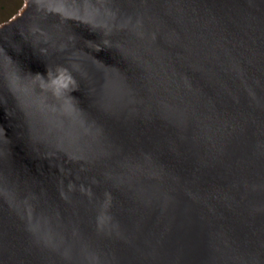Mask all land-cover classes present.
Segmentation results:
<instances>
[{
  "label": "water",
  "instance_id": "obj_1",
  "mask_svg": "<svg viewBox=\"0 0 264 264\" xmlns=\"http://www.w3.org/2000/svg\"><path fill=\"white\" fill-rule=\"evenodd\" d=\"M0 264H264V0L1 22Z\"/></svg>",
  "mask_w": 264,
  "mask_h": 264
},
{
  "label": "rangeland",
  "instance_id": "obj_2",
  "mask_svg": "<svg viewBox=\"0 0 264 264\" xmlns=\"http://www.w3.org/2000/svg\"><path fill=\"white\" fill-rule=\"evenodd\" d=\"M24 0H0V23L15 14Z\"/></svg>",
  "mask_w": 264,
  "mask_h": 264
},
{
  "label": "snow or ice",
  "instance_id": "obj_3",
  "mask_svg": "<svg viewBox=\"0 0 264 264\" xmlns=\"http://www.w3.org/2000/svg\"><path fill=\"white\" fill-rule=\"evenodd\" d=\"M60 83H62V81Z\"/></svg>",
  "mask_w": 264,
  "mask_h": 264
}]
</instances>
